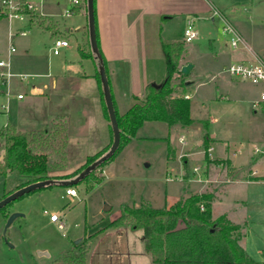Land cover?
<instances>
[{"label": "rangeland", "instance_id": "obj_1", "mask_svg": "<svg viewBox=\"0 0 264 264\" xmlns=\"http://www.w3.org/2000/svg\"><path fill=\"white\" fill-rule=\"evenodd\" d=\"M29 1L42 8L39 3L41 0ZM232 1L235 0H170V4L178 8V12L162 24L161 30V38L165 40H183L187 20L192 18L197 37L191 42H184L183 58L194 65L193 72L190 75L186 73L188 80L192 78V81L198 79L200 82L189 89L190 112L194 119L201 118L202 124H207L204 129L203 150L208 161L214 166L222 164L223 177L229 169L227 160H213L212 150H207L213 146L209 136V115L213 119L216 118L210 128L218 132L221 138L230 139L228 150L238 147L242 149L237 153L238 156L234 157L238 164L245 163L243 161L255 148L264 146V112L257 109L258 112L254 113L250 100L259 95L263 83L253 84L245 80L239 82L235 88L234 85L227 84L226 100L217 102L221 93L226 90L224 78L229 76L222 71L221 62L226 59L230 49L233 50L232 47L229 49V38L232 34L222 32L224 17L229 16ZM238 1L242 3V0ZM262 5L264 9V3ZM31 9L43 17L51 18L55 23L56 32L53 35L42 32L36 25H27L26 20H8L0 10V60L9 62V69H0L9 72L6 85L0 83V127L11 123L13 117L20 116L23 106L40 99L32 91L33 85L47 84L48 86L43 87L44 93L55 96L54 116L65 119L68 133L64 149L65 158L62 160L59 158L60 154L54 153L49 156L50 163H58L51 168L49 175L58 177L56 180H68L76 177L87 166L90 158L103 155L113 140L109 120L103 111L102 87L97 77L98 84L92 78L76 81V86L78 85L86 99H91L85 110L94 115V112L101 113L102 107L108 122V135L95 148L87 149L80 139L84 136V133H81L83 115L79 114V110L68 98V74L59 80L55 88L49 89L52 78H59L63 76V72L68 73L69 68L73 69V66L68 67V61L76 66L79 59H83L80 57L78 45L83 46L86 51H91L98 64V59L91 50L87 23L84 33L77 36L78 44L72 35L68 49H60L58 55H54L51 49L55 38L69 39V35L64 32V26H71V21L78 22V12L81 9L87 15V0H80L77 10L73 12L77 13L66 18L61 14L50 16L41 13L34 6ZM261 14L263 18L259 22H252L250 19H243L242 22L238 18L237 27L264 50V10ZM19 25L27 30L26 36L16 34ZM11 44L15 51L9 54ZM82 62L86 73L94 72L89 60ZM181 65L180 63L179 73ZM72 90L74 91L73 87ZM19 94L23 97L22 100L18 98ZM130 105V99L126 98L119 110L123 112ZM44 130L38 132L42 133ZM182 130L184 129L179 125H173L169 129L168 124L163 121H145L134 136L122 142L120 149L111 159L92 172L87 183L80 182L75 185L76 197L66 196L64 186L50 185L11 202L4 213L0 212V264H47L69 249L79 253V248L87 249L88 256L93 238L100 231L98 229L107 226L123 207L168 208L182 195L197 192L204 183L198 181L199 171L194 172V167L198 165L202 171L205 162L203 153H197L199 146L196 144V137L199 133L188 132L190 135L188 134L186 144L184 137L179 136L184 132ZM181 138L183 140H180ZM168 142L174 155V158L170 159H167ZM0 144H3L1 136ZM214 146V153L220 155L223 143L217 140L214 141ZM182 152L187 155L186 164L179 158ZM256 153H260V149ZM2 155L3 150L0 151V161ZM256 168L257 173L264 171V161ZM245 169L246 167L242 166L236 167L230 178L215 183V187L213 183H209L203 194L222 189L216 193L217 196L210 206L212 217L227 212L230 219L241 226L235 234H240L238 242L245 254L264 264V181H246ZM69 174L73 176L60 178ZM257 178L264 180V176ZM19 184L20 178L15 172L6 177L0 175V199L4 198L6 193L13 192ZM107 206L111 209L106 210ZM13 212L22 213L23 216L17 217L4 232L6 219ZM52 213L57 214L64 222L63 229L58 227L57 222L50 221L49 215ZM89 229L95 231L89 232ZM138 233L142 234V231L139 230ZM96 243H93L92 248L97 252L103 242ZM88 264L126 263L123 258L106 256L98 259V256L94 255Z\"/></svg>", "mask_w": 264, "mask_h": 264}, {"label": "crops", "instance_id": "obj_2", "mask_svg": "<svg viewBox=\"0 0 264 264\" xmlns=\"http://www.w3.org/2000/svg\"><path fill=\"white\" fill-rule=\"evenodd\" d=\"M248 2V0H242V3L238 0L232 1L230 5L231 7L229 8L230 14L228 17L227 15L224 17L225 22L229 23L239 35L241 42L240 45L235 48L229 45V49L232 47L233 50L230 49V52L225 57L226 59L221 62V67L223 68L222 71H225V68L231 62L235 61L255 62L256 60H261L264 62V50H261L260 47L252 41V39L244 34V31L242 32L237 27L238 18L242 22H244L243 19H250L252 22H259L260 19L263 18L261 13L264 10L262 7L264 0H251L249 3ZM30 3L33 4V6L41 13L49 14L50 16H58L61 14L62 17H69L64 15L65 10L71 7L69 0H41L39 3L42 8H40V6L38 7L33 1ZM177 9L178 8L170 4V0H95V29L99 38V51L103 61L105 62V69L107 70L106 74L110 85L111 95L119 113L125 112L135 102L134 95L143 93L147 84H159L163 80L165 74V56L160 43L161 30L163 28L162 24L166 20L175 16L178 12ZM76 13H73L72 15ZM78 13L80 16V20L78 22L71 21V26H64V32L69 35V41L62 37L69 43V46L66 47L67 49L71 46L70 37L74 35L76 43L78 44V34L82 35L85 31L86 23L88 25V15H86L82 9ZM64 22L65 24L67 23L66 20ZM27 25L32 24L28 23ZM21 26L19 25L18 27ZM39 29L42 32H45L41 28ZM47 33L52 35V32ZM83 60H89L92 63L94 72L86 73L83 70ZM69 63L70 61H68V67L73 66V69L69 68L68 73L63 72V76H59V78H52L50 80L49 89L51 90L55 88L59 80L68 74V87H70L68 88V92H70V95L68 94V98L71 100L70 102L72 105L79 110V114L83 115V119H81L83 130L81 129V133H84V136H81L80 139L84 142L87 149L95 148L98 144L103 142L108 135V122L104 117L102 107L100 108L101 113L99 111L97 114L94 112V115H91L88 110H85V106L91 103V99H86L83 92L79 90L78 85L76 86V81L80 82L83 78H92L96 83L98 64L94 56L83 58L82 60L79 59L76 66ZM181 64V67L191 65L188 68L187 73L190 75L191 72H193L194 65H192L189 61L182 58ZM6 68L9 69V66ZM192 80V78H189V81L192 83L191 88L196 85L197 82H200L198 79L196 81ZM241 81L245 80L230 75L227 78L225 77L224 83L226 85L224 84V86H226V90L224 93H221V96L217 99L219 101L217 102H221L220 100H226V95L228 93H226V91H228L227 84L234 85L233 88H235ZM6 83L7 80L4 85H6ZM96 84H98V82ZM46 85H33L32 91L38 95L40 99L37 101L33 100L27 106H23V112H21L22 114L11 119V123L14 124L17 129L21 131L44 130L50 118L56 114L53 110L54 106H56V100H54L55 96L48 95L46 92L44 93L43 87ZM72 87L74 88V91L72 90ZM263 90L264 86L259 92V95ZM188 94L187 98L190 99V92H188ZM19 95L18 98L22 100L23 97H19ZM259 95L251 98V102L258 99ZM126 98L130 99L131 105L122 112L119 110V107H121L123 100ZM96 100L98 103V99ZM68 104L70 105V103ZM98 104H100V97ZM73 108L74 107H72V110ZM252 110L254 113L258 112L257 109L252 108ZM69 117L70 116H68V119ZM209 117V136L211 138V143L213 144L211 158L213 160L226 159L229 166L228 173L223 177V172L221 171L223 167L222 164L218 163L214 166L213 163H211V161L209 162L205 156V152L203 150V136L205 128L200 121L201 118L196 119L194 123L187 127H181L179 124H174L179 125L181 129H184L182 130L184 131V134L181 133L179 136L181 137L182 135L184 137L186 144L188 140V132L191 134L192 131L199 133L197 137L195 135L196 144L199 146V148H197V153H203L205 158L202 171H200L198 165L194 167V172L199 171L197 175L198 181L204 183V186H202L195 193L182 195L180 199L194 194H203L206 187L209 186V183H213V186L215 187V183H221L224 179L230 178L234 174L236 167L239 166L246 167L244 171V177L247 179L246 181H264L261 178H257V176H264V171L260 170V173H257L256 170L258 164H261V161H264V146H258L255 148V150L260 149V153H256L255 150H253L248 154L247 159L243 161L245 163L238 164L234 157L238 156L237 153H239L242 149L238 147L234 150H228L230 139L221 138V135L219 136L218 132L210 128V125L216 118L213 119L210 115ZM170 128L171 126H169V129ZM217 140H220L223 143L220 155L214 153V150L216 149L214 141ZM167 148V159L174 158L169 142L167 144ZM183 152L185 153V151ZM183 152L180 154L181 156L179 155V158H182L181 161L186 164L187 155H184ZM221 191L222 189H220V191L213 190L209 193L212 195L210 201L211 205L213 203V199L217 196L216 193ZM220 215H225L230 222L238 224L230 219L227 212H223ZM98 230L100 231L93 238L91 249L86 259V264H88L90 258L94 255L98 256V259L106 256H115L118 259L123 258L126 264H153L148 255L144 253L142 234L138 233L139 230H134L129 227L106 228V226ZM94 231L95 230L91 231L89 229V232ZM94 242H103L97 252L95 248H92Z\"/></svg>", "mask_w": 264, "mask_h": 264}, {"label": "trees", "instance_id": "obj_3", "mask_svg": "<svg viewBox=\"0 0 264 264\" xmlns=\"http://www.w3.org/2000/svg\"><path fill=\"white\" fill-rule=\"evenodd\" d=\"M23 5L22 12L29 16V24L37 25L45 32H52V35L56 32L51 18L43 17ZM77 8L74 7L73 11ZM96 41L99 48L97 31ZM184 42L160 39L165 56L164 78L159 84H147L143 94L135 95V102L124 113L117 112L112 98L120 131L117 151L122 142L134 136L145 121H163L169 126L179 124L187 127L196 120L191 116L190 99L186 97L192 83L187 74L179 73L185 51ZM78 51L81 58L93 56L91 51H86L81 45H78ZM96 77L101 85L99 73ZM101 98L104 114L109 120L102 88ZM203 127L206 128L207 124H203ZM0 136L3 139V144H0V151L3 150L0 175L6 177L13 172L17 173L20 184L14 190L37 181L58 178L49 175L51 168L58 164L50 163L49 156L54 153L60 154L62 160L65 158L68 133L64 118L53 116L42 133L20 131L8 122L0 127ZM95 158H90L86 164L92 163ZM92 172L80 182L87 183ZM71 176L73 174L60 178ZM211 197L210 194L190 195L168 208L125 206L106 228L129 227L141 230L144 253L153 264H260L247 256L240 246V234H235L239 232L240 225L230 222L225 215L212 217ZM8 205L0 209V212L4 213ZM86 259L87 249L79 248V253L69 249L47 264H86Z\"/></svg>", "mask_w": 264, "mask_h": 264}, {"label": "built area", "instance_id": "obj_4", "mask_svg": "<svg viewBox=\"0 0 264 264\" xmlns=\"http://www.w3.org/2000/svg\"><path fill=\"white\" fill-rule=\"evenodd\" d=\"M71 7L66 9L64 12L65 16H70L73 14V8L80 4V0H69ZM1 3V12L5 15L8 20L15 19L19 21L26 20V23H29V18H27V14L22 12L24 9V5H27V8L31 9L33 4H31L28 0H0ZM223 33L232 34V37L229 38L230 45L232 47H237L241 42V38L236 33L234 28L227 22H225L223 26ZM16 34L24 36L27 34V30H24L22 27H18L16 29ZM197 37V32L193 29V21L192 19L187 21L186 28L183 32V40L185 42H191L193 39ZM13 35H11V39ZM69 46V43L66 39L62 37L55 38L52 44V52L54 55H58L60 53V49L66 48ZM15 48L11 44L9 47V54L14 52ZM9 63L0 60V69L4 67H8ZM226 73L230 76L240 78L243 80H247L253 84L263 83L264 84V62L261 60H256L255 62L249 61H235L231 62L226 68ZM9 76V72H3L0 70V83L5 84L7 77ZM21 97V95H19ZM187 97V96H186ZM251 106L253 109H261L264 112V90L260 93L259 98L252 101ZM180 140H183L182 138ZM209 152L212 148L208 147ZM259 151L258 149L255 150ZM255 174V172H254ZM65 195L68 197H76L77 190L73 186L65 187ZM203 209V207H201ZM46 214V212H44ZM49 219L51 222H57L58 227L63 229L65 227L64 222L59 218V216L55 213L49 215Z\"/></svg>", "mask_w": 264, "mask_h": 264}, {"label": "water", "instance_id": "obj_5", "mask_svg": "<svg viewBox=\"0 0 264 264\" xmlns=\"http://www.w3.org/2000/svg\"><path fill=\"white\" fill-rule=\"evenodd\" d=\"M87 15H88V30H89V40L92 52L98 59V73L100 77L102 92H103V99L106 106V110L109 117V123L112 130L113 140L111 143L110 148L100 157H98L95 161L91 164L87 165L79 174L68 180H56V179H46L42 181H37L34 183L27 184L22 186L4 198L0 199V209L4 208L9 203L23 197L24 195L36 191L38 189L48 187L50 185H61L64 187L73 186L79 183L82 179H84L87 175H89L92 171L97 169L101 164L105 161L109 160L114 153L117 151L119 144H120V131L117 123L116 112L112 100L111 90L109 86L108 77L106 74V69L103 63L102 56L99 52V48L96 41V29H95V10H94V0H87ZM191 65L181 67L180 73L186 74L188 72V68ZM109 210L110 207L107 206L105 208ZM19 216H23L22 213L13 212L10 213L6 219V224L4 227V232L6 229L11 225V223ZM79 240L76 241L78 243Z\"/></svg>", "mask_w": 264, "mask_h": 264}]
</instances>
